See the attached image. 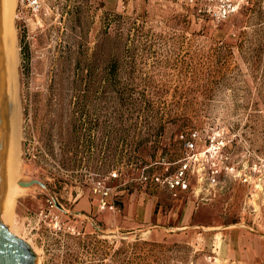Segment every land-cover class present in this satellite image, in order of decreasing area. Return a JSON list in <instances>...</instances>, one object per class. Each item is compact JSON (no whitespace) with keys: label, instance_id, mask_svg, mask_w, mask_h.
Returning a JSON list of instances; mask_svg holds the SVG:
<instances>
[{"label":"rangeland","instance_id":"rangeland-1","mask_svg":"<svg viewBox=\"0 0 264 264\" xmlns=\"http://www.w3.org/2000/svg\"><path fill=\"white\" fill-rule=\"evenodd\" d=\"M37 1L16 5L20 177L45 190L14 215L40 264H264V0ZM192 133L186 193L142 181ZM214 136L224 170L200 189ZM140 192L155 213L133 227Z\"/></svg>","mask_w":264,"mask_h":264},{"label":"bare ground","instance_id":"bare-ground-1","mask_svg":"<svg viewBox=\"0 0 264 264\" xmlns=\"http://www.w3.org/2000/svg\"><path fill=\"white\" fill-rule=\"evenodd\" d=\"M16 5L17 0H0V55L7 127L4 193L0 219L8 226L12 234L25 240L19 235L17 224H15L14 206L18 197L32 192L38 186L36 184L31 187L20 185L22 180L20 177L21 111L17 83L19 57L15 27ZM33 250L37 256L36 264H40V256L35 249Z\"/></svg>","mask_w":264,"mask_h":264},{"label":"built area","instance_id":"built-area-1","mask_svg":"<svg viewBox=\"0 0 264 264\" xmlns=\"http://www.w3.org/2000/svg\"><path fill=\"white\" fill-rule=\"evenodd\" d=\"M21 2L31 7H35L38 3L37 0H21ZM241 2L242 0H227V2L221 3L220 16L226 18L229 14L235 12ZM179 139L183 143L186 156L179 162L180 165L172 175L168 177L153 175L150 179L146 175H142L143 182L151 180L156 184H161L168 189L173 196H176L178 191L185 192L189 189L188 174L191 171L192 164L196 165L198 162V154H195V151L201 138L199 133H192L189 137L180 135ZM225 146V142L220 139L219 136L212 137L204 154L208 158L207 171L203 172V168H200V164H198L197 169L193 170L192 168V174H195L196 182L200 189L215 187L218 184V179L224 170L222 165L226 159L224 154ZM113 177H116V175L114 174ZM100 184L101 183H97V186L100 187ZM99 192L103 197L108 195V191L104 188L102 190L99 189ZM99 206L101 210H114L115 208L113 204L107 202L105 199L101 200Z\"/></svg>","mask_w":264,"mask_h":264},{"label":"water","instance_id":"water-1","mask_svg":"<svg viewBox=\"0 0 264 264\" xmlns=\"http://www.w3.org/2000/svg\"><path fill=\"white\" fill-rule=\"evenodd\" d=\"M7 127L0 55V213L3 204L4 193V169L6 161ZM33 184L45 190L43 184L38 181H22L23 187H29ZM37 256L29 244L12 234L8 226L0 219V264H36Z\"/></svg>","mask_w":264,"mask_h":264},{"label":"crops","instance_id":"crops-1","mask_svg":"<svg viewBox=\"0 0 264 264\" xmlns=\"http://www.w3.org/2000/svg\"><path fill=\"white\" fill-rule=\"evenodd\" d=\"M190 182H189V189H190ZM199 191V190H198ZM187 191L183 192L186 193ZM199 193V192H198ZM146 194L140 192V195L138 196L137 201H133V205L131 208V212L130 213H135V218H139L137 220L136 223L133 224V227H139V226H143L146 225L147 223H150L152 221L153 215L155 213V207L154 205H150L146 210H143L142 208V203H143V199H145ZM141 206V207H139ZM107 211V210H105ZM143 213H145V218H141V216L143 217ZM131 227V228H133Z\"/></svg>","mask_w":264,"mask_h":264}]
</instances>
